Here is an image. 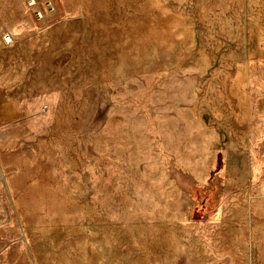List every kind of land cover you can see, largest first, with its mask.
Wrapping results in <instances>:
<instances>
[{
  "label": "rangeland",
  "instance_id": "obj_1",
  "mask_svg": "<svg viewBox=\"0 0 264 264\" xmlns=\"http://www.w3.org/2000/svg\"><path fill=\"white\" fill-rule=\"evenodd\" d=\"M0 264H264V0H0Z\"/></svg>",
  "mask_w": 264,
  "mask_h": 264
},
{
  "label": "built area",
  "instance_id": "obj_2",
  "mask_svg": "<svg viewBox=\"0 0 264 264\" xmlns=\"http://www.w3.org/2000/svg\"><path fill=\"white\" fill-rule=\"evenodd\" d=\"M36 2H37V0H30V4H31V5H35ZM4 39H5V41H6L7 43L12 42V37H11V35H9V34L5 35V36H4Z\"/></svg>",
  "mask_w": 264,
  "mask_h": 264
}]
</instances>
